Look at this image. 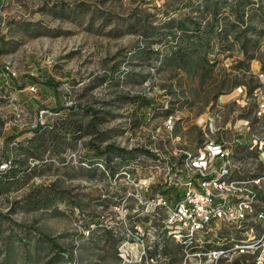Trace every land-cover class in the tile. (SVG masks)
Listing matches in <instances>:
<instances>
[{
    "label": "rangeland",
    "instance_id": "rangeland-1",
    "mask_svg": "<svg viewBox=\"0 0 264 264\" xmlns=\"http://www.w3.org/2000/svg\"><path fill=\"white\" fill-rule=\"evenodd\" d=\"M182 48L186 57L176 58ZM259 84L264 0H0V163L20 155L36 122L85 123L88 107L98 119L65 135L67 144L45 139L42 160L28 159L42 170L0 193V264H180L162 230L161 185L200 139L204 117L249 113ZM89 139L131 153L109 154L111 174ZM52 181L68 190L52 206L13 202Z\"/></svg>",
    "mask_w": 264,
    "mask_h": 264
},
{
    "label": "built area",
    "instance_id": "built-area-1",
    "mask_svg": "<svg viewBox=\"0 0 264 264\" xmlns=\"http://www.w3.org/2000/svg\"><path fill=\"white\" fill-rule=\"evenodd\" d=\"M253 90L249 113L204 117L201 140L170 174L177 195L157 199L180 264H264V85Z\"/></svg>",
    "mask_w": 264,
    "mask_h": 264
},
{
    "label": "trees",
    "instance_id": "trees-1",
    "mask_svg": "<svg viewBox=\"0 0 264 264\" xmlns=\"http://www.w3.org/2000/svg\"><path fill=\"white\" fill-rule=\"evenodd\" d=\"M212 14L215 15L216 10H213ZM180 29L182 32L187 31V28H185V26L183 25L180 26ZM210 29L211 28L208 27V31ZM194 33L198 35L197 32ZM186 37H188V35ZM187 39L188 38H186V40ZM193 45L201 47L202 43L197 41L196 39H193ZM186 54L187 48H182L181 50L175 51V56L179 59H184L186 57ZM199 56L200 55H198V57ZM46 83H48L50 86H53L51 81L47 80ZM144 103H147L145 99ZM88 108L91 111V115L85 123L78 122L68 116L61 117L60 119L56 120L55 123L51 125V127L48 128L43 127L41 123L36 122V125L32 128L33 133L27 135L26 137H24L22 142L18 143L20 155L12 158L11 160L7 156H5L4 158L9 160L6 166L5 162L0 163V193L6 192L12 188L20 187L26 182L27 177L30 173H38V171L42 170L40 168L33 169L37 164L30 163L28 159L39 161L42 160L43 153L48 145V141H45V139L50 140L52 137L57 136L58 138H60V142H66L67 144L68 141L64 139L65 135H72L71 138H76L83 133L90 131V129H94L98 119L95 115V111L90 107ZM22 132V130L19 131L20 134ZM92 139H89L87 141V143L93 150L92 156H97L102 153L105 156L103 157V162L105 165L110 166L109 172L111 174L114 172L118 164L111 161L112 158L109 154L116 155L123 160L127 156H129V153H131L129 149L113 144L112 142L105 143L101 147H99L98 143L94 142ZM200 140L201 137L197 142H199ZM197 142L194 145H196ZM143 152L152 156L154 155L146 148H143ZM67 191L68 190L66 188L57 187L53 181L46 184L38 183L30 186L19 198L14 199L13 202L17 205V207H50L52 206V204L64 199V193ZM176 192L177 190L173 183L168 184V186H166V183H163V185H161L160 193L167 197H170L173 194L175 195ZM65 201H68V199ZM43 238L46 239V241H48V243L54 247L55 251L63 250V248L49 235L44 234ZM112 240L116 241L114 237Z\"/></svg>",
    "mask_w": 264,
    "mask_h": 264
}]
</instances>
